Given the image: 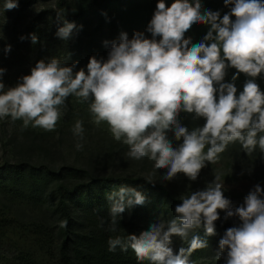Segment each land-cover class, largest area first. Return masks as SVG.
<instances>
[{
  "label": "clouds",
  "instance_id": "clouds-1",
  "mask_svg": "<svg viewBox=\"0 0 264 264\" xmlns=\"http://www.w3.org/2000/svg\"><path fill=\"white\" fill-rule=\"evenodd\" d=\"M225 6L231 9L221 18L218 11H202L200 0H174L170 6L158 0L146 28L150 39L143 32H134L131 39L121 32L118 42H110L107 59L90 57L86 71H74L78 62L67 66L52 58L38 61L15 87L5 91L0 82V119H20L24 128L32 124L51 131L67 99L75 96L89 103L95 124L106 122L114 139L129 147L130 158L147 157L155 170L167 169L164 181L178 173L196 181L206 163L216 162L231 143L239 142L249 153L257 146L264 151V135H258L264 133V92L255 82L264 73V0H225ZM16 7L18 0H4L3 10ZM196 24L210 27L198 44H192L185 33ZM74 30L75 23L65 20L56 36L68 40ZM31 41L37 42L34 34ZM228 68L250 77L239 95L234 83H224ZM4 72L0 68V77ZM181 111L204 118L205 124L189 131L177 119ZM72 131L80 151L83 121L77 120ZM169 131L177 141L182 139L178 147L168 139ZM223 187L215 176L205 190L181 197L175 218L167 224H150L147 231L126 239L110 238L109 251L130 248L138 260L149 264H188L193 251L208 247L195 231L203 226L207 236L215 235V222L223 211L225 220L238 217L241 223L225 231L215 259L226 253L225 264H264V189L254 186L244 203L233 208ZM106 199L110 232L117 231L126 210L145 203L140 191L125 185ZM104 224L100 218L98 227ZM60 226L67 227V220ZM173 236L188 241L187 250L174 254Z\"/></svg>",
  "mask_w": 264,
  "mask_h": 264
},
{
  "label": "trees",
  "instance_id": "trees-1",
  "mask_svg": "<svg viewBox=\"0 0 264 264\" xmlns=\"http://www.w3.org/2000/svg\"><path fill=\"white\" fill-rule=\"evenodd\" d=\"M38 1L41 0H18V4L26 8ZM173 2L165 0L167 6ZM200 2L202 11H218L221 18L231 9V6H225V0ZM157 3L158 0H56L62 22L66 20L77 26L72 37L61 40L56 35L54 38L46 35L38 17L28 22L23 34L37 37L35 64L57 58L67 66L78 62L74 71L81 68L86 71L90 57L107 59L110 42H118L121 32L127 33L129 39L134 32H143L150 39L146 28ZM209 27L193 25L185 38L198 44ZM105 41L109 42L108 46L104 45ZM9 68L12 74H20L16 65ZM233 76H236L234 81ZM248 79L250 77L243 73L237 74L236 69L228 68L224 83H234L239 95ZM255 82L264 92V73L258 75ZM61 112L51 131L32 124L26 129L14 126L13 135L17 136L9 140L11 155L0 163V264H149L146 260H138L130 248L110 252L107 241L117 235L125 239L130 234L139 235L153 223L167 224L175 218V207L182 200L167 185L146 177L106 174L102 167L108 159L128 153L129 147L124 143L116 146V152L113 149L104 153L106 162L99 163L102 166L98 167L96 162L99 153L89 154L80 166L66 163L56 166V156L47 143L50 137L68 131H65L64 121L72 118L75 122L85 119L84 124L87 120L94 123L89 103L81 102L75 96L67 99L66 109L62 108ZM177 119L181 126L191 130L205 124L204 118L184 111ZM91 122L87 126L93 127ZM103 125L110 130L106 122L98 125L100 130L104 129ZM221 154L236 160L259 157L264 161V151L258 146L249 153L239 142L229 144ZM122 185L140 191L145 196V203L126 210L117 231L110 232L107 230L110 202L106 195ZM100 218L105 220L104 227H98ZM63 220H67V227L60 226ZM232 222L231 218L216 221L212 236L206 235L203 226L197 229L194 234L207 240L208 247L193 251L188 264H225L226 253L219 260L215 259L217 252L209 254L215 237L223 236L228 228H232ZM177 238L171 237L170 247L174 254L180 248L187 250L189 247V242L184 240L176 244ZM208 257L210 259L206 261Z\"/></svg>",
  "mask_w": 264,
  "mask_h": 264
},
{
  "label": "rangeland",
  "instance_id": "rangeland-1",
  "mask_svg": "<svg viewBox=\"0 0 264 264\" xmlns=\"http://www.w3.org/2000/svg\"><path fill=\"white\" fill-rule=\"evenodd\" d=\"M3 3L4 0H0V10H2L0 11V68L5 69V72L0 77V82L4 84L6 91L21 82L20 78L25 76V73L30 75L31 69L35 66L36 43H32L30 35L23 34V30L28 22L38 17V21L45 31L44 33L53 38L56 35L57 29L62 27L63 22L61 17L58 18L57 15L56 0H41L26 8H21L18 4V7L12 10H3ZM21 37H24V39H21ZM9 45L11 46L10 51L5 52L4 49ZM13 64L18 68L19 75L12 74L9 66ZM70 119L64 121L65 131H68L50 137L47 143L56 156V166L64 163L80 166V163L88 159V155L91 153H99L100 156L96 162L98 163V167L102 166L99 163L106 162L104 153L113 149V152H116V146L123 143L122 140L116 141L111 131L106 129L104 125V129L100 130L98 125L90 120H87L84 124V119V139L81 141L83 149L78 151L75 147L77 138L72 131L76 122L72 118ZM88 122L93 123V127L87 126ZM30 125L27 128H31ZM14 126L18 127L17 129L23 127V121L20 119L13 120L11 117L0 119V163L11 155L12 146L9 145V140L13 136H17L13 135ZM187 129L192 131L190 128ZM167 136L172 142L173 147H178L182 143V139L180 141L175 139L174 131H169ZM112 158L113 160L108 159V163L102 167L106 170V174L143 176L149 179V174L154 172L155 174L151 176V180L167 185L178 194L180 199L196 191L205 190L207 185L213 182L215 176H219L221 182H223L224 187L222 191L224 197L232 202L233 208L239 207L244 203L245 197L254 186L259 185L264 189V161L259 157L251 160H236L220 154L216 162L206 163L196 181L189 180L182 173H178L170 181H164L161 177L166 174L167 169L155 170L153 168L154 162L147 157L142 160H135L130 158L126 153H123L118 157ZM219 215L220 219L217 221H222L225 217V212L221 211ZM231 219L233 220L232 227L240 225L241 221L238 217H232ZM222 237V234H218L215 237L209 255L218 252L219 241ZM181 240L178 237L176 244ZM209 259L208 257L206 261H209Z\"/></svg>",
  "mask_w": 264,
  "mask_h": 264
}]
</instances>
